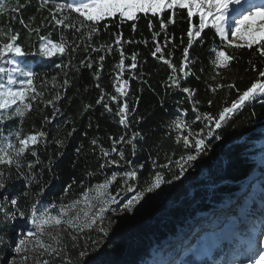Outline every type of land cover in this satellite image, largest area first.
Wrapping results in <instances>:
<instances>
[{"label":"trees","instance_id":"16d2710c","mask_svg":"<svg viewBox=\"0 0 264 264\" xmlns=\"http://www.w3.org/2000/svg\"><path fill=\"white\" fill-rule=\"evenodd\" d=\"M19 3L25 6L18 12L0 15V26L5 31L11 28L13 33L19 34L17 42L26 53L23 60L30 64V70L35 74L34 84L38 91L44 93L43 100L51 99L57 94L60 99L55 101V107L46 106L42 101H34L32 110L22 121L13 118L0 124V136H8L17 130L22 135L39 130L47 133L33 148L40 160L33 168L39 183L34 182L29 186L25 177L13 166L12 179L6 189L0 192V200L7 197L10 201L14 196H19L18 206L27 212L30 203L34 202L33 194L43 186L38 207L51 204L59 206L61 203L67 205L80 199V194L85 189L102 183L113 173H117V180L111 185L110 191L115 194L120 190L119 197L125 198L130 191L126 190L122 177L130 167L137 170V178L128 181L132 191L136 192L146 187V182L156 171H163L165 179L172 182L162 184L154 192L145 193L139 218L123 215L121 222L109 231L106 240L86 250L84 257H79L81 250L74 246V241L66 239L65 244L66 251L75 258V264H148L152 251L173 243L188 231L191 216L199 212L221 211L224 205L237 199L241 184L254 166L249 157L253 142L261 136L257 129L264 124V100L256 99L246 103L220 129H215L211 136L206 135V122L196 121L195 116L198 113L217 115L223 107L230 106L237 98V89L241 92L246 90L258 78V72L264 70V58L259 55L255 46L252 49L225 48L234 59L229 67L217 68L212 64L215 59L212 49L219 50L222 47L221 39L214 34L213 29H205L201 33L202 41L197 38L189 49L191 72L180 81L181 86L177 88L169 86L171 82L168 78L172 70L157 58L160 53L157 57H153L151 53L159 43L165 59H170L179 69L190 26L186 10L175 9V16L172 15L173 10L155 16L151 13H138L135 20L123 21L117 15L101 21L97 25L98 31L89 38L87 29L75 32L74 29L56 26L47 8L38 11L40 0H19ZM49 7H52V3ZM77 15L73 13V19ZM32 17L35 19L30 23ZM169 17H172L173 23L168 22ZM21 19L24 24H30V27L39 26L40 35L51 34L53 41H59L61 35L65 36L71 46H78L77 50L71 51L70 46L63 55H39L37 35L33 33L29 36ZM161 19L166 24L164 30L160 27ZM191 24H198V16L191 18ZM76 26L79 27V24ZM153 33H158L155 39ZM117 35L121 37L120 45L114 43ZM102 45L105 47H101ZM93 48L98 50L94 52ZM121 49L125 56L122 74L116 68L121 58ZM134 53L136 68L132 69L129 65ZM100 56H104L102 62L99 60ZM81 61H84L83 65ZM89 62L92 63L91 68L86 66ZM58 65L69 66L61 68ZM253 65L256 70H253ZM97 74L99 79H96ZM118 74L121 79L128 81L124 97L115 92L114 81ZM176 74L182 75L179 71ZM65 79L69 83L66 87H61ZM217 84H235V88L223 87L213 92L211 89ZM184 87L194 90L191 100L182 91ZM102 92L105 100L97 104ZM112 95L117 96L116 101L110 99ZM209 100L212 101L211 105ZM125 101L130 109L127 128L119 123L116 115L117 104L122 105ZM195 102H198V113L193 111ZM104 103H108L113 111H106ZM85 105L91 107L85 109ZM56 109L59 112L55 118L51 122H45L44 116L51 118ZM176 117L191 125L193 133L204 128L205 131L200 136L205 139L207 146L197 160L185 165L187 170L178 180L174 179L180 175L175 161L187 152L195 153V149L191 146L185 148L182 140L176 142V136L180 133L168 127ZM69 132L72 134L68 135ZM132 132L140 134L133 141L135 155H132V145H117L118 149L123 147L125 157L132 161V165L129 166L124 161H120L119 165L106 163L100 146L111 150L112 138L118 139L126 134L130 136ZM183 134L187 135L188 130L184 129ZM217 135L220 137L218 140L215 138ZM195 138L197 137H189L193 141ZM12 139L15 141L14 136ZM93 139L97 140V145L91 143ZM60 140L63 144L57 143ZM77 149L80 151L77 152ZM111 159H119L118 154L111 153ZM169 159L172 164L160 169L159 165L167 164ZM35 160L36 157L30 151L26 152L22 171L27 173V163ZM101 164L105 166L101 168ZM25 191L30 193L28 197L22 195ZM7 210L12 212L14 209L8 205ZM15 228L16 220L0 223V236L5 240L0 243V264H6L9 250L15 246ZM49 259L51 264H64L60 258Z\"/></svg>","mask_w":264,"mask_h":264},{"label":"snow or ice","instance_id":"6c2138e0","mask_svg":"<svg viewBox=\"0 0 264 264\" xmlns=\"http://www.w3.org/2000/svg\"><path fill=\"white\" fill-rule=\"evenodd\" d=\"M241 2L242 0H87V2H84V0H40L38 11L47 8L51 20L54 21L56 26L74 29L75 32H80L81 29H87V36L91 38L92 35L98 31L97 25L101 21L116 17L117 15L123 21L124 19L135 20L138 13H143L145 15L151 13L155 16L164 11L173 10L172 15L175 16V9L186 10L190 26L187 30V46L183 48V58L179 69H177L170 59H165L159 43L156 44L155 51L151 53L153 57H157V54L160 53L157 58L167 64L172 70V74L168 78L171 82L169 86L179 88L181 86L180 81L188 77L191 72L189 49L197 38H200L202 41L201 33L204 32L205 29H213L214 34L221 38L222 47L219 50L215 48L212 49L215 53V59L212 60V64L217 68L229 67L230 62L234 59L232 55H229L224 50L225 48L252 49L255 46L259 55L264 58V0H248L243 7L230 10L231 5H241ZM50 3H52V7H49ZM24 6L25 5L19 3V0H15L14 4L12 0H0V15L18 12L19 9ZM73 13L78 14L75 19H73ZM194 16H198V24L196 25L191 24V18ZM34 19V17L30 18V23L34 22ZM20 22L24 24L22 19ZM168 22H174L172 17H169ZM77 23L79 27L76 26ZM24 27L28 29L29 36L33 33L37 35L39 41L38 54L43 57H53L58 54L63 55L71 46L67 38L63 35L60 36L59 41H53L51 34L40 35L39 26L30 27V24H24ZM149 27H151V24ZM160 27L162 30L166 28L163 19H161ZM133 28H135V24ZM157 35L158 33H153V39H155ZM229 35L234 39H229ZM18 36L19 34L13 33L11 28L5 31V29L0 26V124L13 118H19L22 121L26 114L32 110V102L34 101H42L46 106L51 105L55 107V101L60 99L59 94H57L51 99L44 101V93L38 91L34 84L35 74L31 70L22 68L15 59L16 57H23L26 55L22 46L17 42ZM165 39L167 41V36ZM114 43L116 45L121 44V37L119 35L116 36ZM181 43H184L183 39ZM77 47L78 46H71V51H76ZM101 47L105 46L102 45ZM97 50L96 48L92 49L94 52ZM99 60L102 62L104 56H100ZM131 61L132 63L129 65V68H136L135 53L132 54ZM124 62L125 56L121 49V58L116 65V68L120 69L121 74L124 71ZM4 64L11 65V67L2 66ZM70 64L71 61H69V65ZM81 64L83 65L84 61H81ZM69 65H58V67L63 68ZM86 66L91 68L92 63L89 62ZM253 70H256L254 65ZM177 71L182 75L178 76L176 74ZM13 73L19 74L22 78L18 79ZM214 78L215 77H213V79ZM96 79H99L98 74L96 75ZM53 80H55V77H53ZM68 83V80L65 79L61 87H66ZM114 83L116 84L115 92L118 93L120 97L126 96L127 93L125 89L128 81L121 79V75L118 74ZM97 87H99V85H97ZM223 87L232 89L235 88V84H217L215 87H212L211 90L216 92L217 89ZM182 91L188 94L190 100L192 99L194 90L184 87ZM237 92L238 96L231 102L230 106L223 107L215 116L211 113H198L196 107L198 102L193 103V111L198 113L195 116V120L206 122L205 127L208 129L206 133L207 136L213 135L215 129H220L227 123L231 116L243 108L246 103L258 98H264V70L258 72V78L251 83L246 90L241 92L237 89ZM110 99L116 101L117 96L112 95ZM104 100L105 94L102 92L96 103L100 104ZM208 103L211 105L212 101L209 100ZM90 107L91 105H85V109ZM103 107L108 112L113 111L108 103H104ZM129 111L130 109L127 101L122 105L117 104L116 115L119 117V123L125 125L126 128L129 127ZM131 111H135V109H131ZM58 112L59 109H56L51 118L44 116V121L51 122V119H54ZM168 127L180 133L176 136L177 143L182 140L185 148L191 146L195 149V153L187 152L175 161V164L179 167L180 175L175 176L174 179L178 180L187 170L185 165L197 160L198 156L205 151L207 147L205 139L200 136L205 130L201 128L199 132L193 133L191 125L184 122L180 117L173 119ZM184 129L188 130L187 135L183 134ZM73 131H75V129H73ZM71 134V132L68 133V135ZM46 135L47 133L43 130L23 135L20 130H17L9 133L8 136H0V192L6 189L8 182L12 179L11 169L13 166L20 175L25 177L29 186L34 182L39 183L36 178L37 174L33 172V168L35 164L40 163V160L33 148L45 138ZM138 135H140L138 132H132L130 136L126 134L121 135L118 139L112 138L111 150L100 146L102 156L106 158L105 162L119 165L120 161H124L131 166L132 161L126 159L123 147L118 149L117 145H132V155H135V145L133 141ZM13 136L15 137V141L12 139ZM190 136H195L197 138L193 141L189 139ZM215 138L217 140L220 139L218 135ZM57 143L63 144V141L60 140L57 141ZM91 143L97 145V140L93 139ZM29 151L36 157V160L35 162L27 163L26 167L28 171L24 173L22 171L24 168L22 161L25 153ZM79 151L80 149H77V152ZM111 153H117L119 159H111ZM170 164H172L171 159H169L167 164L159 165V168H168ZM50 165L51 160L49 161V166ZM104 166V164L100 165L101 168ZM140 167H143V165ZM122 178L126 190L132 191V186L128 184V181L137 178V170L130 167L129 171L123 173ZM116 180L117 173H113L110 177H106L102 183L85 189V191L80 194V199L73 200L67 205L61 203L59 206L51 204L38 207L40 204L39 197L44 190L43 186H41L40 190L33 194L34 202L30 203L27 212L19 208V196H14L10 201L7 197H4L3 200H0V214H2L0 223L16 220L17 218H24L27 220L28 224L31 225V227L27 228V231L22 234L21 238L15 242L13 251L16 254H21L32 248L40 250L43 259L39 261V264H51L49 257L55 259L61 257V253H64L62 259L66 264H71L66 251V245L63 243V232L67 229L82 232L85 228H92L97 220H99L101 223L98 230L106 235L105 227L103 226L105 215L112 205L118 204L119 202L118 197L120 195V190H117L115 194L110 191L111 185ZM171 182V180L165 179L163 171H156L150 180L146 182V187L139 191L135 197L127 200L123 208L131 211L135 204L139 203L140 200L144 198L145 193L154 192L156 189H159L162 184ZM68 188L70 189L71 185H69ZM65 191L67 192L68 189H65ZM22 195L28 197L30 193L25 191ZM82 202L87 206V211L77 208ZM8 205L14 209L12 212L7 210ZM57 209L58 211L54 213V210ZM62 224L65 226L64 229L60 228ZM53 226H55V232L49 231L48 229ZM68 234L72 241L75 242L78 239L72 232ZM45 237L55 241L56 246L47 242ZM261 237V243L264 244V231L261 232ZM4 242V237L0 236V243ZM248 252L251 253V256L246 260L245 264H264V247L257 249L253 241L249 244ZM85 254L84 251L80 252L81 257ZM27 259V256H21L20 264H26ZM232 264H240V262L234 260Z\"/></svg>","mask_w":264,"mask_h":264},{"label":"rangeland","instance_id":"374dc122","mask_svg":"<svg viewBox=\"0 0 264 264\" xmlns=\"http://www.w3.org/2000/svg\"><path fill=\"white\" fill-rule=\"evenodd\" d=\"M84 2H87V0H84ZM247 2L248 0H242L241 5H231L230 10L243 7ZM229 39L234 38L229 35ZM15 59L22 68L30 70V64L26 63L23 57H16ZM2 66L11 67L7 64ZM13 75L17 76L18 79L22 78L17 73H13ZM258 99L264 100V98ZM257 130L261 136L253 142L249 157L254 166L244 183L241 184L237 199L224 205L221 211L199 212L191 216L188 220L191 221L188 231L177 237L173 243L160 246L157 250L152 251L147 261L148 264H232L234 260L239 261L240 264H245L251 256V253L248 252L251 242L254 241L257 249L264 247V244L261 243V232L264 231V124L260 125ZM137 193L136 191H130L125 198L118 197V204L110 207L103 221L106 235L99 232L101 222L97 220L92 228H85L82 232L72 229L65 230L63 232L64 245L66 239L72 241L68 234L72 232L73 235L78 237L75 246L86 252L89 248L92 249L105 241L109 231L121 222L123 215L139 218L142 214L143 199L135 204L131 211L123 208L127 200L135 197ZM43 206L40 205L39 207ZM77 208L83 211L88 210L83 202ZM29 227L31 225L28 224L26 219H16L13 244L21 238ZM64 227L63 224L60 225L61 229H64ZM48 230L55 232L56 229L53 226ZM45 240L56 246L55 241L50 240L48 237H45ZM13 249L14 246L9 250L10 255L6 260V264H20L21 256L28 257L26 264H38L43 259L41 251L35 248L21 254H16ZM80 252L79 257L81 258ZM67 254L71 264H75V258L71 257L68 252ZM63 255L61 253V257L57 258L62 259ZM62 262L66 264L63 259Z\"/></svg>","mask_w":264,"mask_h":264}]
</instances>
